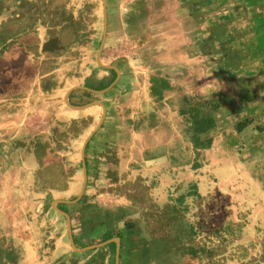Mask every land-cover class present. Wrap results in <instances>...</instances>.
I'll use <instances>...</instances> for the list:
<instances>
[{"label": "crops", "instance_id": "obj_1", "mask_svg": "<svg viewBox=\"0 0 264 264\" xmlns=\"http://www.w3.org/2000/svg\"><path fill=\"white\" fill-rule=\"evenodd\" d=\"M0 264H264V0H0Z\"/></svg>", "mask_w": 264, "mask_h": 264}, {"label": "rangeland", "instance_id": "obj_2", "mask_svg": "<svg viewBox=\"0 0 264 264\" xmlns=\"http://www.w3.org/2000/svg\"><path fill=\"white\" fill-rule=\"evenodd\" d=\"M238 231H239V229H238ZM235 232H237V229L235 230ZM230 236H232V234H230ZM222 250H224V248L220 247L219 252L222 251Z\"/></svg>", "mask_w": 264, "mask_h": 264}]
</instances>
